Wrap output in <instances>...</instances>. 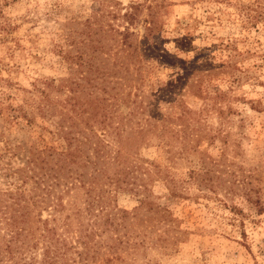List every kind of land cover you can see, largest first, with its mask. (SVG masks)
I'll return each mask as SVG.
<instances>
[{
    "label": "rangeland",
    "instance_id": "obj_1",
    "mask_svg": "<svg viewBox=\"0 0 264 264\" xmlns=\"http://www.w3.org/2000/svg\"><path fill=\"white\" fill-rule=\"evenodd\" d=\"M103 97L121 137L90 117ZM70 130L85 148L61 183L89 178L98 138L138 168L106 197L117 229L74 215L80 188L32 213L71 214L56 264H264V0H0V204L33 195Z\"/></svg>",
    "mask_w": 264,
    "mask_h": 264
},
{
    "label": "trees",
    "instance_id": "obj_2",
    "mask_svg": "<svg viewBox=\"0 0 264 264\" xmlns=\"http://www.w3.org/2000/svg\"><path fill=\"white\" fill-rule=\"evenodd\" d=\"M109 96L112 98L113 94ZM98 98L97 96L96 100ZM106 100L108 101V97H103L101 101L96 102V110H92L90 117H96V123L99 128H111V132L116 131L120 135L118 137H121L120 124L122 121L117 120L118 123H114V111L106 103ZM178 119H181L182 122L185 121L183 115L178 116ZM148 126L149 128L145 130L140 128V131L138 130L139 133L151 131L156 127V124L149 121ZM189 127L186 124L184 128L180 129L185 132V137L187 136L186 131ZM168 129V126L165 127V130ZM60 132L59 130V134ZM111 132L106 131L104 137L105 134H110ZM71 133V130L63 132L68 150L56 151L49 148V152H47L48 156L55 154L58 166L57 168L40 166V169L44 173L42 176L35 178V186L33 187L35 191L33 195L27 198L23 195L21 189L17 187L15 194L20 193V195L10 192L9 198L5 199L6 203L0 204L4 221V234L0 238V264H56L65 257V254L69 250L76 248V245L67 242L62 237L64 232L68 230L67 228H69L67 218L69 219L71 214H68L63 223L50 226L49 219L43 220L42 217L35 219L32 213L37 211V214L41 215L43 210L48 208L52 209V214L62 212L65 208L63 197L71 194L77 188L83 191L81 198L84 202V208L76 207L74 215L79 217L82 211L86 214H95L96 208V225H104V229L101 231L96 230V233L117 229L118 225H121L122 221L127 218L128 211L120 208H115V210L109 209L105 201L106 197H110L111 203L113 191L116 193L128 189L127 187L130 184H133L131 189L134 188L136 178L132 176V173L135 172L138 166L133 160H129L128 157L123 158L122 152L119 149L109 152L107 150V147L110 145L109 142L105 138H98L96 141L95 159L85 155L87 162L81 164L84 167H92L93 172L89 174V178H85L88 175L85 172L75 177L76 181H78L75 184L67 185L61 183L60 180L63 177L72 178V175L65 173L66 166L70 163H75L77 157L82 156L84 153L85 147L80 144L82 139L76 138ZM89 137V135H83L86 141L90 140ZM120 139L118 138V141ZM85 144H88V142H85ZM43 162L46 164L48 160L43 158ZM35 167L32 170L35 171ZM33 177H35V174L30 176V178ZM26 182L23 181L22 185H25ZM57 188H61V190L57 192ZM41 204L43 208H40ZM52 216V220L56 222V216ZM119 217L121 218V222H117ZM61 227L62 231L58 232ZM64 228L66 230L63 231ZM86 236V239L83 235L76 238V244L88 246L90 235ZM40 244L42 245L41 252L38 251Z\"/></svg>",
    "mask_w": 264,
    "mask_h": 264
}]
</instances>
